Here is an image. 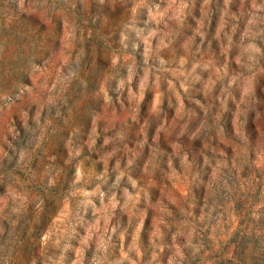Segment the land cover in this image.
Listing matches in <instances>:
<instances>
[{
    "label": "clouds",
    "instance_id": "clouds-1",
    "mask_svg": "<svg viewBox=\"0 0 264 264\" xmlns=\"http://www.w3.org/2000/svg\"><path fill=\"white\" fill-rule=\"evenodd\" d=\"M16 3L19 11H27L30 17L54 18L57 26L63 25L66 44L77 41L78 46L74 58L66 55L67 47L55 57L63 61L67 71L57 72L50 87L53 73L47 65L52 56L37 54L33 62L30 40L21 38V57L14 44L0 37V67L5 57L27 62L25 75L33 83L32 87H21L18 98L37 106L33 116L23 114L22 137L12 129L16 144L8 145L11 155L0 146V163L7 159L9 167H27L36 151L42 150L49 128L56 132L52 121L63 119L60 107L55 106L57 99L61 107L68 105L80 87L96 89L98 104L90 108V116L96 115L99 102L106 109L105 116L93 122L86 140L83 128L69 138V144L75 145L68 161L74 165L70 191L51 226L44 230L41 225L34 234L33 242L45 257L44 264H143L146 253L150 254L147 264H158L160 254L170 247L166 234L174 248L167 264H183L185 250L193 257L201 253L204 243L198 233L211 228L215 235L223 225L222 215L212 214L218 207L215 203H205L201 214L202 181L211 171L208 190L209 196L215 197L221 184L227 186L226 174L239 171L240 161L250 152L264 160V142L255 144L245 131L248 116L255 111L250 101L256 89L264 87V0H215V16L214 0H110V15L119 17L125 12L116 28L118 50L111 52L110 65L102 62L93 67H89L92 57L85 45L93 34L89 32L87 38L83 35L70 9L84 13L92 6L93 22L99 23L109 12V0ZM5 23L0 21V29ZM81 62L88 71L86 79H81ZM70 83L76 87L65 97ZM146 94L151 101L142 115ZM0 100L12 98L5 94ZM230 104L236 109L234 131L229 127ZM97 154L100 159L95 163H103V170H89L93 161L87 157ZM113 160L110 168L109 161ZM141 165L143 180L136 178ZM58 175L52 165L45 169L43 179L49 194L58 183ZM153 175L166 176L173 192L177 186L183 190V195H169V204L174 207L152 205L147 190L153 186ZM17 186L24 190L18 191ZM0 187H4L0 194V264H9L17 237L22 239L32 223L28 205L39 213L44 195L24 187L11 172L7 177L0 174ZM151 212L157 219L142 240L144 221ZM5 220L12 229L7 239ZM197 224L202 227L197 228ZM117 247L118 257L110 260ZM86 251L90 253L87 259ZM70 252L75 253V259L68 256ZM37 260L33 259V264Z\"/></svg>",
    "mask_w": 264,
    "mask_h": 264
},
{
    "label": "rangeland",
    "instance_id": "rangeland-1",
    "mask_svg": "<svg viewBox=\"0 0 264 264\" xmlns=\"http://www.w3.org/2000/svg\"><path fill=\"white\" fill-rule=\"evenodd\" d=\"M202 3V0H200ZM110 4V0H109ZM198 11V8H197ZM71 15L75 18L74 22L83 29V35L87 38L88 33L93 35L91 39L85 40V45L88 55L92 57L89 67L99 66L102 62H107L110 65V54L114 50H118V33L116 28L123 21L125 12H121L119 17L110 15L106 12L99 23H94L92 17L95 16V11L92 6H89L84 13L76 12L74 8L70 9ZM213 15L215 16V0L213 5ZM193 16L198 19V15L193 13ZM0 21L6 22L4 27L0 29V37L8 44L19 50L20 56H23V44L20 43L21 38L30 40L32 43V58L35 62L37 54L45 55L46 53L52 56L47 67L53 75L50 78V87L55 83L57 72H66L67 69L62 67L63 61L56 60L55 57L67 47L66 55L74 58L77 41H72L68 44L65 42L63 25L57 26L56 20L50 17L48 20L35 17H30L27 11L21 12L17 7L16 0H0ZM10 22V23H8ZM41 24L44 25L41 28ZM80 31L77 29V38L79 39ZM214 35V32H213ZM50 46L53 49L50 51ZM218 47V45L216 46ZM207 51V48L205 47ZM127 55L128 53H124ZM215 54V53H214ZM139 61V58H137ZM81 79H86L88 76L87 69L83 68V62L80 65ZM27 70V62L19 58L5 57L2 67H0V95H8L12 98L11 101L0 100V146H3L5 151L11 155L8 147L9 144H16L12 129L23 136V114L27 112L29 116L35 114L37 106L31 100H25L20 97L21 87H32L29 76L25 75ZM264 79V78H262ZM76 83H70L66 86L64 96H71ZM96 89L88 87H80L76 93V99L68 105L61 107L60 100L57 99L56 105L60 107L63 117L58 123L54 119L52 124L56 128V132L49 128L42 150L38 149L32 157L27 167H9L8 161L5 159L0 163V174L5 177L11 172L18 177L21 184L27 187L32 192H40L44 195L43 210L39 213L28 205V211L31 213L32 223L29 230L23 232L22 239L18 238V243L12 252V259L9 264H33V259L38 258L37 264H44L45 257L41 254L40 249L34 244L36 237L34 234L40 231L41 225L44 230L51 226L53 220L59 215L63 207V199L70 191V184L74 175V165L69 163V154L75 147L74 144H69V138L73 137L77 130L83 128L85 140L87 134L91 133L93 122L99 117H104L106 113L105 106L99 102V108L94 116L89 115L90 108H96L98 101L95 95ZM151 97L146 94L145 100L141 103V114L148 111ZM187 102V101H186ZM231 115L228 117L232 122L229 127L232 131L235 130V122L237 121L236 109L230 104ZM250 107L255 111L250 113L245 123V131L250 135L255 144L264 142V87L256 89ZM113 111H116L113 109ZM107 119L111 120V114H107ZM147 120L148 117L144 116ZM243 120V117H240ZM45 123H48V118L45 117ZM171 122V120H169ZM149 132L152 136L155 135L154 129L150 128ZM67 133V135H64ZM167 143V137L164 138ZM101 143V141H97ZM189 147L192 143L189 142ZM129 147H134L130 144ZM203 150V144L200 145ZM150 155V152H149ZM55 158V159H53ZM93 163L88 165L89 170H103V163L96 164L95 161L100 159L97 154L87 157ZM145 162L147 156L144 157ZM123 163V162H122ZM115 161H109V167H113ZM52 165L58 172V183L49 194L46 180L43 179L45 169ZM35 173V176L32 175ZM137 179L143 180V165L140 166V175ZM152 187L148 188V198L153 206L167 205L169 208L174 206L169 204V195H183L184 192L179 186L173 192V184L166 176L153 175L151 178ZM227 186L220 185L215 197L209 196L208 183L211 180V171H209L208 179L202 181V192L199 195L201 214L206 209L205 203L209 205L215 203L218 207L213 209V216L221 214L223 218L222 228L217 229L215 235L211 228L198 233V238L204 243V250L193 257L187 250L185 256L187 259L183 264H264V160L256 154L255 151L249 153L248 157L242 159L239 163V171H233L226 174ZM18 191L24 188L17 186ZM4 192V187H0V194ZM157 219L155 212H151L145 218V229L141 233V239H146L150 233L151 226ZM215 223V220H213ZM5 239L7 233L10 232L11 225L7 220L4 221ZM125 227H128L127 217H125ZM202 225L197 224V228ZM17 232H20L17 225ZM166 243L170 246L165 248L160 254L158 264H167L168 259L174 254V248H171V237L166 234ZM178 243L182 244L183 240L178 239ZM171 248V250H170ZM7 247L5 248V252ZM119 255L118 247L112 250L109 259L117 258ZM68 256L75 259V253L70 252ZM86 259L90 253L86 251ZM150 259V254L145 255L143 264H147Z\"/></svg>",
    "mask_w": 264,
    "mask_h": 264
}]
</instances>
